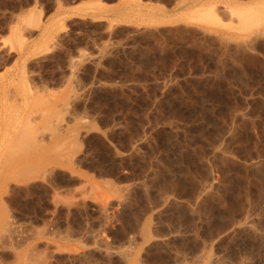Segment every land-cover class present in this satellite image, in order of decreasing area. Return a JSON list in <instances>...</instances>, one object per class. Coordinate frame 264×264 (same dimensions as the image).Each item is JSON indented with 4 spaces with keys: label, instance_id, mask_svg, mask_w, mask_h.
Segmentation results:
<instances>
[{
    "label": "rangeland",
    "instance_id": "rangeland-1",
    "mask_svg": "<svg viewBox=\"0 0 264 264\" xmlns=\"http://www.w3.org/2000/svg\"><path fill=\"white\" fill-rule=\"evenodd\" d=\"M0 264H264V0H0Z\"/></svg>",
    "mask_w": 264,
    "mask_h": 264
}]
</instances>
